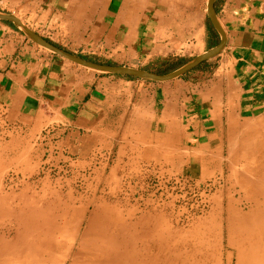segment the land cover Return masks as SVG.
<instances>
[{
    "label": "crops",
    "instance_id": "1",
    "mask_svg": "<svg viewBox=\"0 0 264 264\" xmlns=\"http://www.w3.org/2000/svg\"><path fill=\"white\" fill-rule=\"evenodd\" d=\"M32 6L39 36L94 63L141 58L160 67L185 46L207 52L221 43L200 0ZM215 11L224 49L162 86L79 72L0 25V112L12 132L43 136L54 159H205L199 154L221 151L222 131L238 130L237 121L264 123V0H216Z\"/></svg>",
    "mask_w": 264,
    "mask_h": 264
},
{
    "label": "rangeland",
    "instance_id": "2",
    "mask_svg": "<svg viewBox=\"0 0 264 264\" xmlns=\"http://www.w3.org/2000/svg\"><path fill=\"white\" fill-rule=\"evenodd\" d=\"M41 1L0 0V12L36 33L28 18ZM200 1L210 27L208 0ZM192 49L164 60L205 53ZM100 59L164 72L141 58ZM236 126L222 131L221 151L199 154L205 159H54L43 136L12 132L0 112V264H264V123Z\"/></svg>",
    "mask_w": 264,
    "mask_h": 264
},
{
    "label": "water",
    "instance_id": "3",
    "mask_svg": "<svg viewBox=\"0 0 264 264\" xmlns=\"http://www.w3.org/2000/svg\"><path fill=\"white\" fill-rule=\"evenodd\" d=\"M215 2L216 0H208L207 2V15L210 23L213 25L215 30L219 33L221 37V43L205 52L202 55L197 56L192 59L190 62L186 63L182 67L178 68L175 71H172L168 74H157L153 72H149L141 69H134L129 67H121V66H111L107 64L94 63L84 60L77 55L67 52L60 47H57L55 44L51 43L47 39L39 36L37 33L33 32L31 29L27 28L17 17L11 14H6L0 12V22L10 23L18 30L22 31L24 35L35 45L51 52L52 54L76 65L86 70L101 74V75H109L116 77H130L137 80H144L153 83H170L175 80L181 79L188 73L194 71L199 68L204 63L210 61L215 58L217 55L221 53L226 44V35L221 28L215 11Z\"/></svg>",
    "mask_w": 264,
    "mask_h": 264
},
{
    "label": "trees",
    "instance_id": "4",
    "mask_svg": "<svg viewBox=\"0 0 264 264\" xmlns=\"http://www.w3.org/2000/svg\"><path fill=\"white\" fill-rule=\"evenodd\" d=\"M4 24H6V25H8V26H10L12 28L14 27L10 23H4ZM107 65H109V64H107ZM183 65H185V64H183V61H181L180 63H177V64H175V63H169L168 61H164L162 63V65H161V69H163L164 72L163 73H160V74H168V73H170L172 71L177 70L178 68L182 67ZM119 78H124V79H129V80H136V79L130 78V77H119Z\"/></svg>",
    "mask_w": 264,
    "mask_h": 264
},
{
    "label": "bare ground",
    "instance_id": "5",
    "mask_svg": "<svg viewBox=\"0 0 264 264\" xmlns=\"http://www.w3.org/2000/svg\"><path fill=\"white\" fill-rule=\"evenodd\" d=\"M263 164H264V162H263ZM262 171H263V170H262ZM243 173H244V172H243ZM259 174H260V173H259ZM250 178H251V177H250ZM251 179H252V178H251ZM257 179H258V178H257ZM258 181H259V180H258ZM253 183H254V182H253ZM244 185H246V184H244ZM250 185H251V184H250ZM262 186H263V185H262ZM262 186H261V187H262ZM252 187H253V186H252ZM247 189H248V188H247ZM255 191H256V190H255ZM262 191H263V190H262ZM247 194H248V193H247ZM256 197H257V196H256ZM256 197H255V198H256ZM250 198H251V197H250ZM251 236H252V235H251ZM250 239H251V238H250ZM255 239H256V238H255ZM249 241H250V240H249ZM256 241H257V239H256ZM254 242H255V241H254ZM256 243L258 244V242H256ZM243 244H244V243H243ZM263 244H264V243H263ZM263 244H262V245H263ZM246 245H247V244H246ZM249 245H250V244H249ZM252 246H253V245H252ZM254 246H255V244H254ZM261 247H262V246H261ZM257 248H258V247H257ZM259 249H260V248H259ZM254 250H255V249H254ZM254 252H255V251H254ZM258 253H259V252H258ZM256 256H257V255H256ZM256 256H255V257H256ZM246 260H247V259H246Z\"/></svg>",
    "mask_w": 264,
    "mask_h": 264
}]
</instances>
